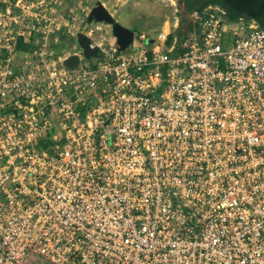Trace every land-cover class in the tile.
I'll return each mask as SVG.
<instances>
[{
    "label": "built area",
    "instance_id": "1",
    "mask_svg": "<svg viewBox=\"0 0 264 264\" xmlns=\"http://www.w3.org/2000/svg\"><path fill=\"white\" fill-rule=\"evenodd\" d=\"M0 3V264H264V26L120 49L77 0Z\"/></svg>",
    "mask_w": 264,
    "mask_h": 264
},
{
    "label": "rangeland",
    "instance_id": "2",
    "mask_svg": "<svg viewBox=\"0 0 264 264\" xmlns=\"http://www.w3.org/2000/svg\"><path fill=\"white\" fill-rule=\"evenodd\" d=\"M14 2V0H10ZM81 7L92 6L105 8L112 16L110 25L120 24L135 33H144L155 36L160 30L174 29V25L180 20L182 13L179 9V1L174 0H77ZM0 3V9H2ZM177 35V30L175 32ZM114 37V35H113ZM112 36L110 39L114 40ZM116 39V38H115ZM77 40L68 43L67 50L76 48Z\"/></svg>",
    "mask_w": 264,
    "mask_h": 264
},
{
    "label": "water",
    "instance_id": "3",
    "mask_svg": "<svg viewBox=\"0 0 264 264\" xmlns=\"http://www.w3.org/2000/svg\"><path fill=\"white\" fill-rule=\"evenodd\" d=\"M179 1V0H178ZM223 4L227 6L232 11L238 13L241 16H246L249 18H257L264 8V0H222ZM93 10L90 20L95 19L97 21L111 23L107 19L112 20V16L108 11L102 8L100 5ZM113 35L117 40V44L120 49L127 48L133 41L134 31L127 29L120 24H114ZM78 44L84 50L85 61L89 62L92 56L98 55V48L91 46V40L87 37L79 34ZM67 64L72 66H78L79 61L76 58L70 59Z\"/></svg>",
    "mask_w": 264,
    "mask_h": 264
},
{
    "label": "trees",
    "instance_id": "4",
    "mask_svg": "<svg viewBox=\"0 0 264 264\" xmlns=\"http://www.w3.org/2000/svg\"><path fill=\"white\" fill-rule=\"evenodd\" d=\"M210 6H220L223 7L228 12V17L230 19H237L242 17L238 13L232 11L227 6H225L222 0H179V9L182 12L180 17V26L177 29L178 43H181L186 39V37L193 31L194 24L190 18L193 13L201 12L203 9ZM260 25L264 26V8L262 13L257 17L253 18Z\"/></svg>",
    "mask_w": 264,
    "mask_h": 264
},
{
    "label": "crops",
    "instance_id": "5",
    "mask_svg": "<svg viewBox=\"0 0 264 264\" xmlns=\"http://www.w3.org/2000/svg\"><path fill=\"white\" fill-rule=\"evenodd\" d=\"M179 26H180V20H178L177 22H176V24H175V28L176 29H174V34L170 37V44L174 41V40H176L177 42H178V38H177V35H175V32H176V30L179 28ZM178 52H179V49H177L176 51H175V54H178Z\"/></svg>",
    "mask_w": 264,
    "mask_h": 264
},
{
    "label": "bare ground",
    "instance_id": "6",
    "mask_svg": "<svg viewBox=\"0 0 264 264\" xmlns=\"http://www.w3.org/2000/svg\"><path fill=\"white\" fill-rule=\"evenodd\" d=\"M164 1H167V0H164ZM170 2H172V3H174V0H170ZM103 8V7H102ZM105 9V8H104ZM106 10V9H105ZM107 11V10H106ZM111 15V14H110ZM108 21H113V18H112V20L111 19H107Z\"/></svg>",
    "mask_w": 264,
    "mask_h": 264
}]
</instances>
